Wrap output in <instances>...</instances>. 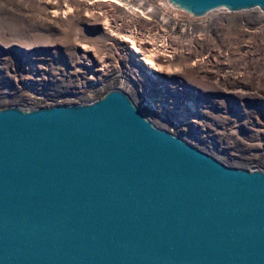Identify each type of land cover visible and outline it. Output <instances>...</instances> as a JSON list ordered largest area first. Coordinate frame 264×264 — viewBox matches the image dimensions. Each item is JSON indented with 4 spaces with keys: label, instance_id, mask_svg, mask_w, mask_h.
Segmentation results:
<instances>
[{
    "label": "water",
    "instance_id": "95a60500",
    "mask_svg": "<svg viewBox=\"0 0 264 264\" xmlns=\"http://www.w3.org/2000/svg\"><path fill=\"white\" fill-rule=\"evenodd\" d=\"M194 17L264 0H167ZM0 264H264V170L156 126L126 92L0 108Z\"/></svg>",
    "mask_w": 264,
    "mask_h": 264
},
{
    "label": "rangeland",
    "instance_id": "374dc122",
    "mask_svg": "<svg viewBox=\"0 0 264 264\" xmlns=\"http://www.w3.org/2000/svg\"><path fill=\"white\" fill-rule=\"evenodd\" d=\"M132 36L151 43L140 50L154 65L136 61L118 39L132 46ZM131 81L165 86L171 103L139 100ZM79 84L86 86L83 97L126 92L164 129L170 126L158 113L166 104L187 122L172 133L227 165L264 170L259 9L194 17L167 0H0V108L47 105Z\"/></svg>",
    "mask_w": 264,
    "mask_h": 264
},
{
    "label": "built area",
    "instance_id": "2783aa9c",
    "mask_svg": "<svg viewBox=\"0 0 264 264\" xmlns=\"http://www.w3.org/2000/svg\"><path fill=\"white\" fill-rule=\"evenodd\" d=\"M118 39H119L120 42L125 44V46L128 47L131 50L132 46L130 44V39H126V38H123V39L122 38H118ZM133 40H134V43H136L139 48H143L147 44H151L145 38L140 39L139 37H136V39H135L133 37ZM129 55L134 57V59L136 61H140L136 56L133 55V52H132V54L130 53ZM87 65L90 66V70H95V66L96 65H95L94 61H90ZM104 67H105V64L101 63L100 69L102 70ZM149 70H151V69H149L147 67L146 69H142L141 71L144 72V73H149L148 72ZM129 85H130V87H132L131 89L133 91H136V92L139 93V100H143V98L148 95L147 99L151 103H157L161 99L166 101V102H168V103H171V101H172L171 93L169 91H167L165 86H163V85H160V84L157 85V87L160 88V89H158V88L154 89L152 87H149V88H145V87L137 88L136 86L133 85V81H131V83ZM85 89H86L85 85L79 84V86L75 90L69 91L65 95H59L55 99H53L52 101L48 102L49 104L43 105V106H50V105H56V104H71V103L92 102L93 100H96V99L102 97L104 95V93L108 91L107 90V91L103 92L102 94H100L99 96H96V97H94V96H92V97H83L82 95L84 94ZM38 107H41V106H38ZM158 115H159L160 118L164 119L169 124L170 128H166V130H168L170 132L182 127V124H186L187 123L183 119L178 118L176 116V114L171 111L170 107H167L166 104H164V108L163 109H160V112L158 113Z\"/></svg>",
    "mask_w": 264,
    "mask_h": 264
},
{
    "label": "bare ground",
    "instance_id": "6f19581e",
    "mask_svg": "<svg viewBox=\"0 0 264 264\" xmlns=\"http://www.w3.org/2000/svg\"><path fill=\"white\" fill-rule=\"evenodd\" d=\"M132 42V52L133 54L138 58L141 59L142 61H145L148 65H154V62L152 60V56H150L149 54L147 55V53H143L140 48L136 45V43H134L133 40H131ZM150 65V66H151Z\"/></svg>",
    "mask_w": 264,
    "mask_h": 264
}]
</instances>
